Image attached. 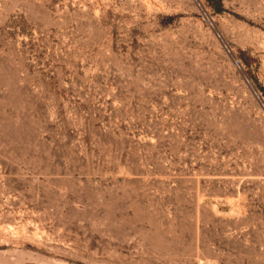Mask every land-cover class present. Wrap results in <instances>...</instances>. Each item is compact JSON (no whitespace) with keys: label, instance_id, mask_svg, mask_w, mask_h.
<instances>
[{"label":"rangeland","instance_id":"1","mask_svg":"<svg viewBox=\"0 0 264 264\" xmlns=\"http://www.w3.org/2000/svg\"><path fill=\"white\" fill-rule=\"evenodd\" d=\"M0 264H264V0H0Z\"/></svg>","mask_w":264,"mask_h":264}]
</instances>
